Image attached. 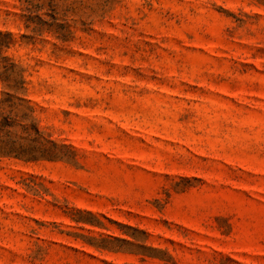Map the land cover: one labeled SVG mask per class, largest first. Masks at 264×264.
Instances as JSON below:
<instances>
[{"label":"rangeland","instance_id":"1","mask_svg":"<svg viewBox=\"0 0 264 264\" xmlns=\"http://www.w3.org/2000/svg\"><path fill=\"white\" fill-rule=\"evenodd\" d=\"M52 4L0 0L69 156L0 157V264H264V0Z\"/></svg>","mask_w":264,"mask_h":264},{"label":"trees","instance_id":"2","mask_svg":"<svg viewBox=\"0 0 264 264\" xmlns=\"http://www.w3.org/2000/svg\"><path fill=\"white\" fill-rule=\"evenodd\" d=\"M53 0H23L25 10L34 13L31 18L37 19L40 25L47 28L54 26L56 13ZM37 7L48 11L45 13L52 22L41 21L37 15ZM34 32L41 28H34ZM1 35V33H0ZM6 42L0 40V50ZM1 77L5 90L0 98V157L13 156L26 161L66 159V145H59L51 139V135L41 130L39 121L34 115L35 109L23 95L18 94L13 77L16 65L5 56L0 58ZM23 83V81H20ZM23 89V88H21Z\"/></svg>","mask_w":264,"mask_h":264}]
</instances>
